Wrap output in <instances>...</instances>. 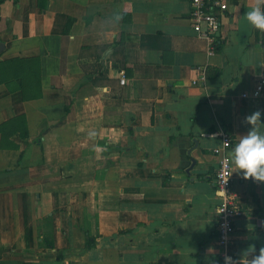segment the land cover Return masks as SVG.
<instances>
[{"label":"crops","instance_id":"0c3cea01","mask_svg":"<svg viewBox=\"0 0 264 264\" xmlns=\"http://www.w3.org/2000/svg\"><path fill=\"white\" fill-rule=\"evenodd\" d=\"M263 3L232 2L211 55L191 0L1 2L0 264H221L215 149L264 121L263 32L245 15ZM233 190L248 264L264 181L233 166Z\"/></svg>","mask_w":264,"mask_h":264},{"label":"built area","instance_id":"2783aa9c","mask_svg":"<svg viewBox=\"0 0 264 264\" xmlns=\"http://www.w3.org/2000/svg\"><path fill=\"white\" fill-rule=\"evenodd\" d=\"M237 0H191L190 20L197 37L207 45V51L213 55L217 53L219 33L221 31L222 19L228 11L230 4ZM201 81L206 82L204 74ZM122 84L126 83L125 75L120 78ZM195 81L194 84H199ZM253 98L264 97V78L259 79L251 92ZM243 97L247 98L245 93ZM222 146L215 149V154L220 158V165L216 175V188L220 195L218 206L217 243L220 248L219 259L225 264V257H232L235 264L238 259L233 251L236 230V220L243 214L239 207V201L233 190V166L227 160L226 154L230 151L232 140L228 133L221 132Z\"/></svg>","mask_w":264,"mask_h":264},{"label":"clouds","instance_id":"9594fccd","mask_svg":"<svg viewBox=\"0 0 264 264\" xmlns=\"http://www.w3.org/2000/svg\"><path fill=\"white\" fill-rule=\"evenodd\" d=\"M245 15L251 26L264 32V9L257 6ZM246 121L251 127L226 154L225 158L230 161L232 166L242 170L245 179L264 181V131L258 130L257 127L258 122L264 123L261 120V112H254L246 117ZM247 252L251 257L248 264H264V247L260 248L258 254L255 252L254 246H250ZM225 264H235V261L232 257L226 256Z\"/></svg>","mask_w":264,"mask_h":264},{"label":"trees","instance_id":"16d2710c","mask_svg":"<svg viewBox=\"0 0 264 264\" xmlns=\"http://www.w3.org/2000/svg\"><path fill=\"white\" fill-rule=\"evenodd\" d=\"M4 0H0V3L1 2H3ZM261 8L262 9H264V3L262 4V6H261ZM263 42H264V32H263ZM220 47H221V43H220V40L218 41V46H217V51H219L220 50ZM104 72H102V73H100V76H101V78H103L104 77V74H103ZM100 76H98V78H96V77H92V76H89L88 75V79L90 80V82H92L94 85H98L99 84V82H100ZM207 81L209 80V77H208V75H207ZM85 236H86V240H87V249H90V248H92L94 245H95V242H96V237H94V236H92V235H90L89 233H85Z\"/></svg>","mask_w":264,"mask_h":264}]
</instances>
